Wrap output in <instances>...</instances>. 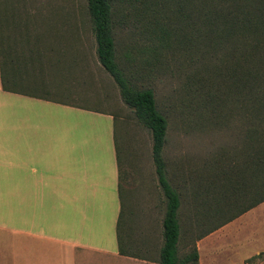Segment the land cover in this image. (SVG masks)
<instances>
[{"label":"crops","instance_id":"obj_1","mask_svg":"<svg viewBox=\"0 0 264 264\" xmlns=\"http://www.w3.org/2000/svg\"><path fill=\"white\" fill-rule=\"evenodd\" d=\"M25 31L21 41L0 30V205L11 195L10 209L0 206V230L4 213L10 226L0 231V264H157L162 201L151 145L135 153L125 121L94 100L83 60L63 52L71 35L48 29L34 41ZM43 187L57 194L50 231L39 210L18 202ZM215 231L196 240L197 264Z\"/></svg>","mask_w":264,"mask_h":264},{"label":"rangeland","instance_id":"obj_2","mask_svg":"<svg viewBox=\"0 0 264 264\" xmlns=\"http://www.w3.org/2000/svg\"><path fill=\"white\" fill-rule=\"evenodd\" d=\"M110 2L114 62L135 89L152 92L156 110L166 120L161 158L165 178L180 200L176 244L180 257L195 247L198 236L226 216V211L214 213L218 201L211 193L219 190L220 181L216 187L211 186L208 172L212 169L218 176L219 165L243 161L240 158L245 150V135L255 121L242 115L239 99L227 91L222 60L230 43H210L203 29H192V16L183 19L181 11H175L176 0L174 7L172 0ZM182 13L186 15L187 10ZM2 29H14L12 35H18L21 41L23 35H29L25 29L35 33L34 41L47 36L48 29H61L66 37L71 35L73 42L67 37L62 46L66 58L83 60L94 100L104 106L103 110L111 111L116 121H125L129 142L138 143L136 151L133 146L131 149L149 155V132L123 105L117 87L96 60L85 0H0ZM236 38L239 44L238 35L234 43ZM51 121L57 122L53 113ZM152 171L148 169V173ZM46 189L37 188L25 200L20 195L18 202H29L39 210L41 229L50 231L46 223L58 219L59 211L51 208L52 203L58 204L57 194ZM160 193L157 192L162 201L156 209L158 222L164 209ZM10 197L1 195V209H10ZM6 218L4 213L0 231L10 233ZM259 253H264V201L217 229L200 246L199 256L201 264H264V256L245 262Z\"/></svg>","mask_w":264,"mask_h":264},{"label":"trees","instance_id":"obj_3","mask_svg":"<svg viewBox=\"0 0 264 264\" xmlns=\"http://www.w3.org/2000/svg\"><path fill=\"white\" fill-rule=\"evenodd\" d=\"M176 1L175 11H181L183 19L187 16L190 19L192 16V29H203L206 40L210 43H230L225 48V60H222L223 77L228 83L227 91L230 96L239 99L242 115L248 118L250 116L255 121L254 127L245 135V150L240 158L243 161L229 164L223 161L217 172L220 180L214 170L208 172L211 186L216 187L217 181H220L219 190L211 193L216 195L218 201L214 213L226 211V216L198 236V240L264 201V0ZM174 6L172 0V7ZM85 8L98 64L114 82L123 105L150 134V155L164 204L162 243L157 264H197L195 247L180 257L177 255V211L180 200L176 190L165 178L161 158L166 120L156 110L152 92L149 89H135L125 80L114 62L110 0H85ZM184 10H187L186 15L182 13ZM236 35L240 38L239 44L238 38L234 43ZM6 87L4 84V88ZM262 256L264 253H259L245 262L259 260Z\"/></svg>","mask_w":264,"mask_h":264}]
</instances>
